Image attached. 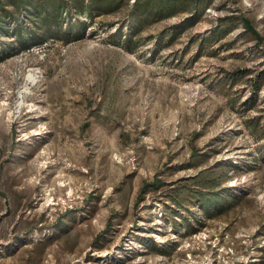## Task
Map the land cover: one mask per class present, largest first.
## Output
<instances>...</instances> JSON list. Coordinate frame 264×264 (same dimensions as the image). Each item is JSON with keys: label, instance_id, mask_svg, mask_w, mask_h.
Here are the masks:
<instances>
[{"label": "rangeland", "instance_id": "1", "mask_svg": "<svg viewBox=\"0 0 264 264\" xmlns=\"http://www.w3.org/2000/svg\"><path fill=\"white\" fill-rule=\"evenodd\" d=\"M133 1L68 41L13 51L0 32V264H264V0H214L173 44L159 33L187 13L161 19L130 50L114 34ZM222 162L237 203L173 219L170 188Z\"/></svg>", "mask_w": 264, "mask_h": 264}, {"label": "trees", "instance_id": "2", "mask_svg": "<svg viewBox=\"0 0 264 264\" xmlns=\"http://www.w3.org/2000/svg\"><path fill=\"white\" fill-rule=\"evenodd\" d=\"M213 2L214 0H134L128 10L127 22L117 28L114 36L128 49L133 50L140 45L139 40L135 38L148 25L167 17L187 13L182 23L159 33L158 45L166 38L169 44H173L183 30L193 26L204 15ZM128 3L129 0H0V32L7 33L16 40L17 44L12 47L13 51L29 48L55 36L68 41L85 32L88 17L91 19L96 13L118 11ZM241 22L246 30L255 36L254 38L261 39L249 18L241 17ZM237 26L235 16L218 18L209 42H219ZM205 42L206 39L201 40L200 48ZM251 82L253 92L243 102L245 109L254 106L255 94L261 84L259 77ZM251 128L258 141L264 138V130L259 131L258 121H255ZM197 151L198 149H194L192 153L194 158L199 154ZM225 165L227 164L222 162L202 169L195 177L170 188L168 199L173 204L171 210L173 219L180 218V223L189 228L192 226L193 215L186 213L188 203L197 204L198 211L210 217L229 211L237 203L239 197L235 194L236 188L224 183L230 176L228 168L236 169L237 165L229 164L227 167ZM163 185V181L159 179L146 181L140 193L143 195L149 191H157Z\"/></svg>", "mask_w": 264, "mask_h": 264}, {"label": "bare ground", "instance_id": "3", "mask_svg": "<svg viewBox=\"0 0 264 264\" xmlns=\"http://www.w3.org/2000/svg\"><path fill=\"white\" fill-rule=\"evenodd\" d=\"M33 79H34L33 74H30V75H29V80H33Z\"/></svg>", "mask_w": 264, "mask_h": 264}]
</instances>
